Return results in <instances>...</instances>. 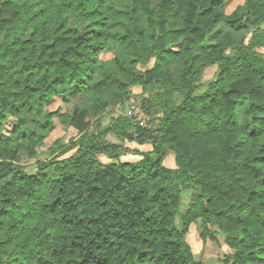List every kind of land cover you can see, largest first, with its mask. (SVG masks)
<instances>
[{
  "label": "trees",
  "instance_id": "16d2710c",
  "mask_svg": "<svg viewBox=\"0 0 264 264\" xmlns=\"http://www.w3.org/2000/svg\"><path fill=\"white\" fill-rule=\"evenodd\" d=\"M152 1L0 0V264H197L191 225L204 242L213 228L223 235L225 264H264V0L231 12V0ZM219 26L222 44L201 55ZM132 87L157 114L148 125L119 115L103 126L81 109L69 147L56 140L34 172L22 164L46 138L25 144L30 112L83 96L104 108L112 89L125 103Z\"/></svg>",
  "mask_w": 264,
  "mask_h": 264
},
{
  "label": "rangeland",
  "instance_id": "374dc122",
  "mask_svg": "<svg viewBox=\"0 0 264 264\" xmlns=\"http://www.w3.org/2000/svg\"><path fill=\"white\" fill-rule=\"evenodd\" d=\"M158 3L157 0H153L152 4L156 5ZM241 4L240 0H231L228 3L227 11L231 12L236 6ZM88 24L84 21L77 22L72 20L70 22V27L78 32H84L88 29ZM226 31L224 26L217 27L213 33L211 34L207 44L201 49L200 54L203 55L207 51L215 48L216 46H220L222 44L223 34ZM251 37V31H246L235 37V40L239 44L246 45L249 43ZM1 40V37H0ZM258 52L264 53L263 48H258ZM103 60H108L112 58V55L109 53H105L101 56ZM216 68H210L206 71L204 75V81L211 79L215 74ZM123 78V77H122ZM124 79V78H123ZM125 82H128L124 79ZM132 94L135 97L131 98L129 102L122 103L115 90H110L108 92L107 106L100 107L95 98L90 96H83L76 98L70 102H64L60 98H56L49 105L45 106L43 111L38 114L35 112H30L28 114L29 123L24 129L22 133V137H26L24 140L25 144L29 145L31 143V135L33 134H45L46 138L43 140L42 144L36 148L38 152V157L34 159H30L29 154H24L22 157V164L26 166L29 172H34L37 170V162L46 161L48 157H55L56 154L50 155V148L54 145L56 140L63 139L65 144V148L70 146V140L76 138L77 132L73 125L69 123V118L77 111L81 109H89L92 112L96 110L100 113L99 117L103 118V126H107L113 117H117L119 115H127L131 117H135L140 123L143 125H148L155 111L150 109L149 105L143 101V98L139 97L141 94V89L139 87L131 88ZM100 107V108H99ZM54 113L53 128L51 132H47L43 129V124L47 114ZM157 117V114L155 115ZM96 120V119H95ZM14 119L11 118L10 122L6 125L5 134H8L12 129V123ZM239 123L240 125H245V119L240 111L239 115ZM95 131V126L91 127L90 132ZM106 140L122 145L127 148V150H135L138 149L140 151H150L152 146L150 144H146L144 146H139L136 143H130L127 141L119 140L115 135H108ZM63 151V150H62ZM60 151L57 154H60ZM75 151L66 153L60 157L61 159L68 158ZM166 152V157L164 164L169 168H175V157L169 152ZM141 158L133 155L132 153H126L121 160L127 162H137ZM103 162H109L106 158H101ZM189 204V194L184 195L183 201V209L187 207ZM213 238H208L205 242L202 241L200 237L199 228L195 225H191L189 227V231L187 234V242L192 248L195 260L197 264H225V259L229 254H232V250L225 243V239L223 235L216 229H212Z\"/></svg>",
  "mask_w": 264,
  "mask_h": 264
}]
</instances>
